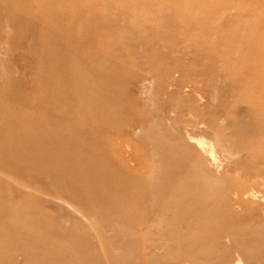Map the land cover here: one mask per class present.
Here are the masks:
<instances>
[{"label":"rangeland","instance_id":"1","mask_svg":"<svg viewBox=\"0 0 264 264\" xmlns=\"http://www.w3.org/2000/svg\"><path fill=\"white\" fill-rule=\"evenodd\" d=\"M3 1L9 6L0 11V103L12 107L0 112V144L13 146L12 157L30 153V124L14 126L15 107L20 98L42 100L49 83L43 74L47 37H34L29 6L33 15L64 27H52L57 42L47 48L72 47L79 71L97 79L89 92L93 103L81 111L89 129L64 128V141H91L129 186L181 192L185 213L161 214V222L151 217L150 227L130 232L131 219L111 222L100 217L106 208L84 203L79 181L70 180L89 171L63 180L60 168L46 161L38 170L36 164L10 174L5 159L0 264H264V136L256 137L259 149L252 153L234 134L237 123L251 124L242 96L255 80L264 84L263 71H249L264 64V0ZM78 10L81 17L64 20ZM262 83L261 93L253 91L257 103L264 100ZM24 113L29 116L30 106ZM35 133L42 156L41 135L48 129L39 126ZM189 135L203 136L217 154L216 163L206 161L203 183L188 171L168 180L170 151L187 144ZM103 185L114 186L116 179ZM161 206L154 208L160 212Z\"/></svg>","mask_w":264,"mask_h":264},{"label":"bare ground","instance_id":"2","mask_svg":"<svg viewBox=\"0 0 264 264\" xmlns=\"http://www.w3.org/2000/svg\"><path fill=\"white\" fill-rule=\"evenodd\" d=\"M5 1H8L11 5H13L12 1ZM58 1L70 4L75 0ZM6 5H8L7 2H2V0H0V11ZM26 10V18L35 16L33 17L35 19V33L32 32L34 37L40 38L43 32L49 33L42 34L44 38L47 37V45L45 46L46 48L44 47V55L47 62L43 67V74L47 79H49V83L46 86V97L42 100L37 102H35V100H30L26 102L24 98H20V102L16 104L15 108L17 113L15 115L16 122L14 123V126L30 124V130L28 133L31 140L28 146L30 153L27 155H20L19 157H12L11 155H13L15 151L13 146L9 143L0 144V161L6 159V161L3 162V170L5 169L6 172L10 171V174H12V172L19 175L25 174L29 172V169L36 166V164L38 170L39 163L44 164L47 161L50 165L54 164V168H60L61 173L59 175L63 180L65 176H71L72 173L77 174L79 172L89 171L88 173H83L85 176L81 173V177L70 180L72 181L76 179L79 181L80 184L77 189L84 194V203L90 205V208L94 206L106 208L104 213L102 212L100 214V217L107 218V220H110L111 222H128V220L131 219L133 223L130 232L134 233L138 230L140 231L139 227L142 225L146 226L145 228L150 227L151 225H148V222L150 221L148 220L151 217H154L161 222L163 221L162 216L170 219L176 217L177 212L178 214L180 212L185 213L182 209V205L185 203L183 197L184 195L181 192L161 189H152L150 192H147V190L145 191L140 188L129 186L127 183L129 179L127 177H123L122 175H117L114 171L115 167L109 164L107 158L101 154L91 141L90 143L83 139L79 142L74 141L67 143L64 141V128L76 129L77 133H82L83 131H87L89 129L82 122L81 111L85 108V106L93 103L92 95H89V92H93L97 79L94 78V80H92L89 78V74L79 71V69H81L79 68V60L71 58L72 47L71 50L65 49V51L60 48H47L50 42L53 44L57 42L53 37L52 27H63L59 25L58 19H52L51 22L46 21L40 15L41 13H35L33 15L29 6L26 7ZM83 12L84 11L82 10H78L74 13L69 11L64 16V20L71 23L72 19H75L77 16L81 17ZM9 20L11 22H15L17 21V18L9 17ZM15 23L14 26L16 27L17 24L15 25ZM76 23L79 25L78 20ZM49 27L51 30H48ZM261 63L259 65H253L249 69V71L252 72L250 74L257 76L256 73L258 74V72L262 73L263 71L264 73V64L261 65ZM262 79H264V74ZM254 82L255 83L252 84L253 86L251 85V82H249L251 87L247 89V92H245L247 98L242 96V98L246 100V104L250 111L251 124L249 123L248 126H243L237 123L236 127H234V134L235 138H237L236 140H238V145L243 146L252 153L257 152L259 149V146L256 144V137L261 134V136H264V100L262 102L259 100L260 103H257L253 98V91L259 90L260 93L262 92L263 88H257V85L262 82L259 83L257 80ZM263 86L264 84L262 87ZM35 87H38V84H35ZM54 97H56L58 101ZM71 99H76L77 102L70 106V104H67L66 102ZM250 100L254 102H251ZM26 106H30V113L28 117L24 113V108ZM11 107L12 105L6 104V102L0 103V112L9 110ZM48 112L52 113L47 114ZM53 112H56L58 116L53 115ZM65 114H67L68 117L63 118L62 116ZM39 126L46 127L48 129V133L41 135L44 140V145L42 146L44 155L42 156L39 153L40 146L33 141V139L36 140L40 137L36 133L33 135L35 129ZM202 137L189 135L187 144H180L175 146L174 149H171L170 158H172L171 160L174 164V168L168 180H178L183 176L184 172L188 171L189 173L191 172L193 174H197L198 179L202 178V183L204 182L203 180L205 179V174L208 176V165L206 161L216 163L218 158L214 148L212 147L214 145H209V143L203 139L204 137ZM261 144L260 146L263 145ZM47 145L48 149H45ZM228 149L229 148L226 150L228 151ZM78 153L85 155L87 158L84 160L81 159V156H79ZM259 158L264 163V157L260 156ZM185 161H191V166L188 169L185 168ZM111 178L116 179V185L109 188L104 187L105 185H103V182L106 179ZM98 190L102 191L104 194L98 193ZM159 201L160 203L157 204ZM160 204L162 205L160 209L163 211L159 212L157 211L158 209H155L154 207H157ZM164 206L170 208H165ZM122 232L126 233V231ZM235 233L245 236L246 231L239 230Z\"/></svg>","mask_w":264,"mask_h":264}]
</instances>
